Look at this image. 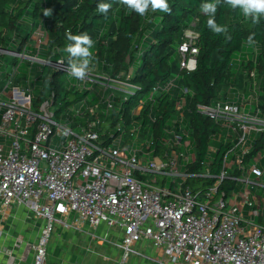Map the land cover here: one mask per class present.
I'll use <instances>...</instances> for the list:
<instances>
[{
	"label": "built area",
	"instance_id": "obj_1",
	"mask_svg": "<svg viewBox=\"0 0 264 264\" xmlns=\"http://www.w3.org/2000/svg\"><path fill=\"white\" fill-rule=\"evenodd\" d=\"M195 38L186 32L179 47L180 70L187 73L196 69ZM0 50L20 60L31 57L26 48ZM58 65L63 68L56 70L70 74L63 63ZM20 69L4 68L10 79L0 87V206L3 211L25 206L43 219L30 248L33 264L48 263L55 226L83 231L85 222L107 226L110 231L103 235L87 233L119 248L121 264H128L131 255L155 264H264V111L254 72L250 88L198 106L214 130L201 168H194L197 143L182 111L184 96L157 153L154 140L141 138L140 118L126 126L117 122L108 143L99 130L108 124L117 93L124 100L140 95V87L130 82L131 72L114 79L89 68L83 80H70L69 86L80 91L91 90L88 82L100 86L95 105H89V95L70 106L76 118L85 117V111L95 117L81 124L57 115L53 97L34 111L36 77L30 69L25 84H16ZM175 88V79L155 84L133 114L140 116L158 95ZM102 103L106 108L100 110ZM191 179L198 180L195 186L187 184ZM204 181L211 183L204 186ZM113 228L117 241L110 239Z\"/></svg>",
	"mask_w": 264,
	"mask_h": 264
},
{
	"label": "trees",
	"instance_id": "obj_2",
	"mask_svg": "<svg viewBox=\"0 0 264 264\" xmlns=\"http://www.w3.org/2000/svg\"><path fill=\"white\" fill-rule=\"evenodd\" d=\"M167 2L170 13L153 12L149 6L145 15H139L128 5L121 4L120 0H0V49L22 52L26 48L31 53L29 56L42 61L20 60L12 54H0V87L3 86L2 75H7L4 68H21L16 84H25L31 69V74L36 77L34 111H39L42 103L53 97L54 105H59L56 114L63 113L64 120H75L81 124L93 120L95 117L88 111L80 119L74 117L69 108L89 95L93 97L89 105H95L99 100V84L88 82L91 90L80 91L69 86L70 80L78 79L54 68L60 63L69 67L71 57L65 48L74 42L68 41L65 33L69 30L73 35L87 33L94 42L90 64L114 79L119 74L126 76L131 72L130 82L140 87V95L157 83L176 80V88L158 95L155 103L147 105L140 116L133 114L139 93L127 100L117 94L108 124L99 129L106 133L107 143L111 139L108 133L117 122L126 126L140 118L144 127L141 138L147 136L154 140L153 148L160 152L161 142L166 137L164 130L170 126L177 113V102L184 96L186 103L182 111L197 143L198 165L194 168H201L214 124L200 114L199 105L212 104L250 88L254 72L262 88L259 105L264 111V17L259 23H253L240 14L239 8L233 10L227 0H220L214 19L218 25L227 26L228 33L218 35L207 27L210 17L201 11L202 4L213 0ZM102 3L111 5L107 13L97 10ZM45 9H51L50 16L44 15ZM190 27L196 32L199 52L196 69L187 73L180 70L179 47ZM38 30L43 31L39 49L35 40ZM225 35H230L231 39L227 40ZM125 76L121 78L124 80ZM186 88L189 91L184 93ZM104 108L106 104L102 103L100 110ZM222 155L223 152L215 154L217 163ZM197 182L191 179L187 184L195 186ZM210 183L204 181L202 185Z\"/></svg>",
	"mask_w": 264,
	"mask_h": 264
},
{
	"label": "crops",
	"instance_id": "obj_3",
	"mask_svg": "<svg viewBox=\"0 0 264 264\" xmlns=\"http://www.w3.org/2000/svg\"><path fill=\"white\" fill-rule=\"evenodd\" d=\"M75 218V215L69 217L71 220ZM43 224V219L35 217L25 206H14L4 211L0 206V264H33L34 253L30 248L37 241ZM56 227L48 253L49 264H84L85 257L90 258V264L100 261L101 264H119L122 258L119 248L110 243L100 244L87 233L93 231L103 235L110 231L105 224L94 228L85 222L83 231L60 225ZM76 249L82 251L79 257L74 252ZM133 262L141 264L137 259Z\"/></svg>",
	"mask_w": 264,
	"mask_h": 264
},
{
	"label": "clouds",
	"instance_id": "obj_4",
	"mask_svg": "<svg viewBox=\"0 0 264 264\" xmlns=\"http://www.w3.org/2000/svg\"><path fill=\"white\" fill-rule=\"evenodd\" d=\"M121 4H126L129 8L135 10L139 15H145L151 6L153 12L160 11L164 13H170L171 9L167 0H120ZM220 4V0H213L210 3H204L201 5V11L209 15L207 20V27L215 34H227V26L218 25L215 22L214 16L217 11V7ZM227 4L231 6L233 10L240 9V14L245 18H250L253 23H259L261 17H264V0H227ZM110 4H99L97 10L102 13H107ZM45 16L51 15V9H45ZM66 39L74 43L68 44L65 48L70 54L68 72L76 79L83 80L88 74L89 66L91 63L93 47V40L87 34L73 35L71 31L65 33ZM227 40L231 39L230 35H225ZM249 42H252L250 36ZM256 175H261L259 170H255Z\"/></svg>",
	"mask_w": 264,
	"mask_h": 264
},
{
	"label": "rangeland",
	"instance_id": "obj_5",
	"mask_svg": "<svg viewBox=\"0 0 264 264\" xmlns=\"http://www.w3.org/2000/svg\"><path fill=\"white\" fill-rule=\"evenodd\" d=\"M186 32H188L189 34H191L192 36H196V32L194 31V29L192 28V27H190V28H188L187 29V31ZM43 31H41V30H38L37 31V34H35V40L36 41H38V39H40L43 35ZM2 53H4L3 51H1L0 50V54H2ZM9 54V53H8ZM27 54H31L30 52H27ZM26 58V57H25ZM27 59H30V60H32V61H34V62H42L41 60H39L38 58H36V57H34V56H31V57H27ZM54 68H63V66L62 65H58V64H56L55 65V67ZM89 68H95V66H94V64H90V66H89ZM122 75H124V74H122ZM2 79H3V85L4 86H6L7 85V83L9 82V79H10V77L9 76H7L6 74H4V75H2ZM0 80H1V76H0ZM115 85H121L120 83H115ZM118 94V93H117ZM148 93H144V94H141L138 98H136L137 100V102H140L142 99L141 98H147L148 97ZM57 108H59V105L57 104L55 107H54V109H57ZM58 118V117H57ZM159 179H161V177H158ZM191 181V180H190ZM56 226H55V229H54V231H53V233H52V235H51V238H50V240H49V244H48V247H47V251H48V253H49V248H50V244H51V241L53 240V237H54V235H55V230H56ZM114 230H115V232L114 233H112V235H111V239L112 240H114V241H117L118 239H119V237H118V235L116 234V228H113ZM38 238H39V236H38ZM38 238H37V240H38ZM149 243V242H148ZM146 250H149V249H147L146 247H144V251H146ZM75 253H76V255L79 257V255L80 254H82L81 252L82 251H80L79 249H76V251H74ZM135 259H137V260H140L141 261V264H155V263H151L150 261H145L143 258H140V257H136V256H134V255H131V257H130V263L131 264H134V262H133V260H135ZM122 260V259H121ZM120 260V261H121ZM129 262H128V264H129ZM47 264H49V263H47ZM81 264H83V263H81ZM84 264H90V258L88 259L87 257H85V263ZM97 264H101V261L100 262H98ZM119 264H121V262H119ZM125 264V263H124Z\"/></svg>",
	"mask_w": 264,
	"mask_h": 264
}]
</instances>
